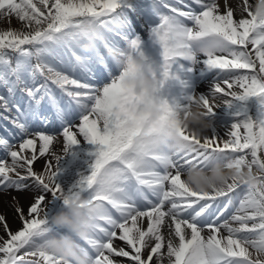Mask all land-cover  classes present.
Instances as JSON below:
<instances>
[{"label": "snow or ice", "instance_id": "1", "mask_svg": "<svg viewBox=\"0 0 264 264\" xmlns=\"http://www.w3.org/2000/svg\"><path fill=\"white\" fill-rule=\"evenodd\" d=\"M149 5L146 41L130 0H0V18L22 25L0 30V120L11 125L0 191L32 193L27 216L15 209L21 228L0 215V264H264V17L248 0L239 19L216 0ZM198 59L215 79L193 97L180 62ZM134 75L155 82L156 120L136 111L144 97L123 84ZM197 101L211 135L170 119ZM220 106L234 118L223 136L211 120ZM58 137L62 155L49 151ZM221 164L254 171L256 183L202 192L182 178ZM70 201L87 209L83 235L52 223ZM53 238L76 259L52 252Z\"/></svg>", "mask_w": 264, "mask_h": 264}, {"label": "clouds", "instance_id": "2", "mask_svg": "<svg viewBox=\"0 0 264 264\" xmlns=\"http://www.w3.org/2000/svg\"><path fill=\"white\" fill-rule=\"evenodd\" d=\"M252 11L254 14L264 17V0H256V4L252 6ZM123 84L125 87L134 90L138 95L144 97V101L136 109L138 115L156 120L160 113L158 105L150 98L151 90L155 84L153 79L148 75H134L127 77L123 81ZM170 119L174 122L175 126L185 128L197 135L202 134L210 126V122L205 119L202 105L198 101L188 107L181 108ZM164 139H176L174 129L165 133ZM256 175L257 173L248 171L246 168L238 171L235 168L227 167L226 164L213 165L207 171L190 167L183 173L185 183L194 191L202 192L210 191L214 188H223L233 179L252 185L256 183ZM80 204V201H70L63 211L53 215L52 223L58 227H66L83 235L84 232L77 223V219L82 218L87 209L80 207ZM51 251L66 259H76L72 246L68 241L53 238L51 240Z\"/></svg>", "mask_w": 264, "mask_h": 264}, {"label": "bare ground", "instance_id": "3", "mask_svg": "<svg viewBox=\"0 0 264 264\" xmlns=\"http://www.w3.org/2000/svg\"><path fill=\"white\" fill-rule=\"evenodd\" d=\"M140 2L146 4L149 3V0H138V4H139L138 9H137V3L133 2V0H130V3H132L131 11L135 16L138 29H141L144 32V23L149 18L154 19L155 17H153L154 15L152 14L151 11H144L143 9H141ZM165 2L174 5L176 3V0H165ZM216 3L219 5L221 14H223L228 8H231L233 11L234 19L246 17V13L244 12L243 2L234 3L233 0H218L216 1ZM248 4L250 10H252V6L256 4V0H249ZM8 28L21 30L22 25L21 22H19L16 18H12L10 23L7 20L0 18V30H6ZM180 63L182 65L181 79L185 81V85H186L183 89V93L186 95H192L193 97L207 96L211 91L212 84L214 83L213 79H215V71L208 70L203 65L202 61H200L199 59L195 64L188 63L187 61H181ZM189 69L191 70L189 71ZM190 74H193L195 76L194 78L196 82L194 86L192 80L189 79ZM1 90L2 88H0V93ZM174 92L179 94L180 89L177 87L176 89H174ZM181 102L184 103L185 101L182 100ZM250 107L255 108L254 101H249V111H250ZM47 110L48 113L50 114L51 112L50 108H48ZM232 111H233L232 109L226 106H220L215 110V113L211 117V120L213 123V127L217 129L218 134L223 136L225 129L228 126H230L231 123H233V121L226 124L220 122L221 119H225L228 116H232ZM49 118H51V116ZM204 134L211 135V131L207 129L204 131ZM49 151L55 152L57 155L63 154L61 137H58L57 141L53 142V144L50 146ZM45 159H51V156L49 154H46L45 158L39 159L34 164V167L37 171L41 170L42 165L45 163ZM182 178L184 179L183 175ZM31 202H32V193L30 192H18L14 189L0 191V215H4L6 217L7 223L13 232H15L16 230L22 227V222L15 211L16 207L21 206L24 210L25 216H27V209ZM145 226H146V222H145ZM117 246H123L122 242ZM117 260L119 264H128L126 258H117Z\"/></svg>", "mask_w": 264, "mask_h": 264}, {"label": "rangeland", "instance_id": "4", "mask_svg": "<svg viewBox=\"0 0 264 264\" xmlns=\"http://www.w3.org/2000/svg\"><path fill=\"white\" fill-rule=\"evenodd\" d=\"M216 1H218V0H216ZM233 1H234V3L241 2V0H233ZM209 2H210V0H209ZM140 4L143 5L141 2H140ZM143 39L147 41L148 40V37H144ZM1 93H4V90L3 89L1 90ZM255 111H256L255 108L250 107V113L251 114L254 115L255 114ZM232 121H234L233 116H228L225 119H221L220 120V122L223 123V124H226V123H229V122H232ZM6 130L7 131H11V125L7 124V122H5L3 120H0V135H6ZM0 155H3V153L0 152Z\"/></svg>", "mask_w": 264, "mask_h": 264}]
</instances>
